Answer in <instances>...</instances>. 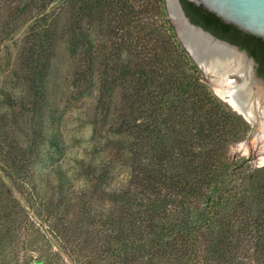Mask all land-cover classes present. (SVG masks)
I'll return each instance as SVG.
<instances>
[{"label":"trees","instance_id":"16d2710c","mask_svg":"<svg viewBox=\"0 0 264 264\" xmlns=\"http://www.w3.org/2000/svg\"><path fill=\"white\" fill-rule=\"evenodd\" d=\"M53 1L11 0L14 18L34 17L18 55L29 72L30 105L36 112L54 105L48 87L54 44L66 36L58 37L57 20L70 13L66 40L75 83H95L96 117L110 122L98 136L93 132V140L105 139L94 149L105 152L112 144L114 150L109 161L77 163L96 198L106 197L112 205L97 209L83 189L76 196L73 176L62 167L50 173L37 169L41 158L35 148L45 139L43 131L52 128L47 138L60 146L58 123L39 125L23 139L9 126H16L18 116L6 121L0 113V264H17L19 254L8 256L7 250L26 223L31 229L20 240V258L31 246L48 242L44 234H35L37 227L7 183L26 188L30 200L40 196L43 179L57 183L47 201L33 200V209L48 222L50 235L64 242L74 264H264V165L248 171L228 155L249 124L207 89L177 38L165 0H61L49 7ZM179 1L192 23L246 50L264 76L260 37L200 5ZM97 20L98 37L90 32ZM121 87L118 101L115 92ZM10 94L5 91L14 103ZM111 108L122 112L114 115ZM117 164L128 168L125 182L117 181ZM65 206L72 217L61 212ZM44 260L64 263L56 252L34 263Z\"/></svg>","mask_w":264,"mask_h":264},{"label":"rangeland","instance_id":"374dc122","mask_svg":"<svg viewBox=\"0 0 264 264\" xmlns=\"http://www.w3.org/2000/svg\"><path fill=\"white\" fill-rule=\"evenodd\" d=\"M60 1L61 0H54L49 7H53L54 5L56 7ZM13 8L14 5L11 0L9 4L0 1V113L5 114L6 121L11 120L13 115L18 116L16 126L13 124L9 126L12 129L11 131L16 132L20 138L23 139L26 137V134H30L39 125L42 127L47 123L48 125L52 126L53 124L54 126L58 123L59 129L57 133L59 134L60 146L59 148L53 147L51 145L52 139L47 138V136L51 134L52 128L43 131L45 139L39 140L38 146L35 148L39 152L41 158L36 166L37 169L50 173L52 167H62L73 176L74 187L72 186L71 189L76 196H78L80 190L83 189L87 194L86 199L93 206L97 207V209H107L112 205L111 201L106 197L103 199L96 198L91 190V180L85 179L83 168L81 165L79 168V164L77 163V161L81 159L85 162L93 161L96 164L104 160L109 161L114 157L112 153L114 150L110 149L113 148L112 144L109 145L110 148L108 147L105 152H98L94 149H99L100 146L105 145V139L93 140V132H96L98 136L100 131L109 127L110 122H101L99 116L97 115L96 117L98 92L95 83L93 81L90 83L87 80L81 82L80 85L75 83L74 66L72 65L74 58L70 57L68 42L66 40L70 33L68 27L72 24V15L65 12L61 14V17L57 20L58 26L56 32L58 33V37L60 33H65L66 36L62 39L56 38L54 44V54L56 57L53 59V68L51 70L48 86L50 91L49 96L52 98H49V100L53 101L54 105L45 107L40 112H36L37 109L30 105L32 97L30 92L29 72L21 65L18 59L20 49L29 33V25L34 17L32 18L30 14H27L20 17L15 16L14 18L12 14ZM155 20L156 19L153 18V22H155ZM86 21V18H83L81 21L85 29L89 26ZM94 24L95 26L91 25L90 32H92V35L98 37V29L101 23L97 20ZM76 63L75 61V64ZM198 68L201 72V79L207 89L219 100L227 104L232 111L241 115L226 101V99L220 97L216 93V83L211 80L214 76L210 74L207 75L202 68ZM228 77L233 80L235 79L237 82L240 80L235 74H229ZM215 78L217 79V77ZM257 86L254 85L253 90L257 94L256 97L258 96L257 98H261L260 100H262L261 94L264 91V87L262 88V85H260L261 87L257 89ZM123 89L124 88L121 87L120 92H115L116 100L121 101V92H123ZM5 91L11 93L10 95L14 97V103L8 102ZM261 104V110L257 108L256 111L257 120L256 127H254V135L249 137L251 125L241 115L249 124L250 129L242 140L232 144L228 150L231 162L235 165H240L242 169L248 171L257 170L264 165L262 160H260L264 152V147L260 140L258 142L256 141L259 136H263L260 132H262V123L264 122V102H261ZM111 111L114 115L122 112V110L118 111L113 108H111ZM95 120H97V122H95ZM107 142L108 140H106V143ZM242 145L245 146V149L242 148ZM260 152H262V155L259 159L258 155ZM114 174L117 175L118 182L121 180L125 182L128 178V168L117 164L114 167ZM7 183L14 195L20 200L21 204L25 206V211L29 219L33 222L32 225L37 227L35 234L37 233L39 236L40 234H44L48 239V242L40 241L36 246H31L32 250L28 251L29 255H27V257L23 255V258H20L23 254L20 252L19 248V246H21L20 240L24 237L23 234L29 231L28 228L31 229V226L26 223L18 230V234H20V236H18L19 239L16 238L9 244L8 247L10 248L7 250L8 256H14V253L19 254L17 264H23L24 261H28L27 258L30 257L31 259L28 264H34V262L40 261L41 258L45 256L46 252H56L61 254L64 262H62L63 264H74L67 258V253L62 245L64 242L54 235H50L48 222H46V220L44 221L43 216L37 214L40 211L37 212L33 209V200L38 201L39 198H46V201L48 200L51 195L50 186L57 183L55 179L51 180L50 183H48L46 179H43L38 187L40 196L30 200L26 195V188L17 187L9 181H7ZM60 210L61 212L67 210L66 214L72 217L71 212L68 211L66 206L62 207ZM29 238H31V236L26 239L28 240ZM41 264H46L45 260Z\"/></svg>","mask_w":264,"mask_h":264},{"label":"water","instance_id":"95a60500","mask_svg":"<svg viewBox=\"0 0 264 264\" xmlns=\"http://www.w3.org/2000/svg\"><path fill=\"white\" fill-rule=\"evenodd\" d=\"M169 0H165L166 10L168 18L174 26L176 35L182 45L185 47L195 64L202 68L207 75H213L211 80L216 83L217 74L210 69V65L216 63L219 60H223L224 50L232 51L234 54H238L242 57L244 62L249 63V74L247 75L252 82H259L264 87V76H258L255 70L256 62L253 57L249 56L246 50L239 48L237 45L232 44L226 40L216 37L210 31L205 30L203 27L192 23L188 16L185 14L179 0H170L172 5L176 7V10L181 13L183 20V27L181 28L176 18L172 15V11L169 7ZM197 6H202L207 11L214 13L223 22L233 24L237 28L244 32L250 33L257 37H260L264 41V0H187ZM233 74L239 77V82L236 81L235 88H239V85L243 82L245 75L233 72ZM220 97L224 98L221 93L216 92ZM228 94V93H226ZM225 94V95H226ZM234 98L237 100L235 94ZM241 96V94H237ZM255 93H251L248 96H243L246 104L242 107L234 108L239 112L251 125L249 131V137H252L255 131V121L251 116H247L249 105L254 103ZM225 99V98H224ZM239 100V99H238ZM229 103V101L226 99ZM230 104V103H229ZM231 105V104H230ZM253 110V106L251 107ZM255 112V109H254ZM262 152L259 153V159ZM264 164V163H263ZM36 264V263H34Z\"/></svg>","mask_w":264,"mask_h":264},{"label":"bare ground","instance_id":"6f19581e","mask_svg":"<svg viewBox=\"0 0 264 264\" xmlns=\"http://www.w3.org/2000/svg\"><path fill=\"white\" fill-rule=\"evenodd\" d=\"M168 3L172 11V15L176 18L178 25L182 28L183 20H182V17L180 16L181 13L176 10V7L172 5L170 0L168 1ZM222 52L224 54L223 60H219L216 63H213L212 65H210V69H212L217 74V76H215L217 77L216 91L218 93H221L224 96V98L229 101L232 107L239 108V106L242 107L243 104H246V101L243 98V96H248L251 93H255V91L253 90L254 85L256 86L258 85L257 86V89H258V87L259 88L261 87L260 86L261 84L259 82H257L256 84L255 81L251 83V81L249 80L250 78L247 77V75L249 74V70H250L249 63L244 62V60L242 59L240 55L234 54L232 53V51H229L228 49ZM233 72H237L238 74L245 75V77H243L244 80L239 85L238 89L235 88V85H237L235 83L236 81L228 77L229 74H233ZM233 94H235L239 100L238 99L236 100ZM237 94H241V96H238ZM256 95L257 94L255 93L254 99H253L254 103L253 104H251V102L248 103L249 105H247V107H249L248 109L249 112L246 113L247 116H251V118L255 121V127H256V120H257L256 111H257V108L260 109V107L262 106L261 102H264V91L261 94L262 100H260L261 98L260 99L257 98L258 96L256 97ZM252 106H253V110L251 108ZM254 109H255V112H254ZM262 125H263L262 126L263 129H262V132L260 133H262L261 135L263 136L261 137L259 136V138H257L256 141L258 142L260 140L264 147V122L262 123ZM242 146H243L242 148L245 149V146L244 145ZM260 160H262V162L264 163V152Z\"/></svg>","mask_w":264,"mask_h":264},{"label":"flooded vegetation","instance_id":"af4514ba","mask_svg":"<svg viewBox=\"0 0 264 264\" xmlns=\"http://www.w3.org/2000/svg\"><path fill=\"white\" fill-rule=\"evenodd\" d=\"M181 4V3H180ZM182 6V5H181ZM256 62V61H255ZM259 63L258 62H256V65H255V70H256V73H257V68H258V70H259ZM257 75H258V73H257ZM259 76V75H258Z\"/></svg>","mask_w":264,"mask_h":264}]
</instances>
